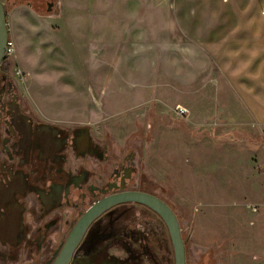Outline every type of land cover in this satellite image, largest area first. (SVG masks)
Returning a JSON list of instances; mask_svg holds the SVG:
<instances>
[{
    "label": "rangeland",
    "instance_id": "374dc122",
    "mask_svg": "<svg viewBox=\"0 0 264 264\" xmlns=\"http://www.w3.org/2000/svg\"><path fill=\"white\" fill-rule=\"evenodd\" d=\"M49 1H52L53 9L47 12L46 2ZM108 2L33 0L31 11L20 10L15 14L14 24L20 31L18 46L24 44L25 49L18 52L15 40L8 33L12 51L0 66V264H50L86 207L115 190L147 192L171 207L185 244L186 264H264V178H256L253 186L249 181L251 150L231 143L215 148L216 141L228 139L223 138L224 135L230 137L232 128L215 126L208 119L205 121L209 113L188 112L182 100L175 96H168V102L151 101V81L145 77L153 65L152 58H160L161 53H152L150 47L165 43L168 30L172 34L174 27L160 24L161 12L165 9L157 13V0H143L142 40L138 33L130 36L127 31L131 27L125 23L128 19L133 23L130 18L138 15L140 0H111L110 15L106 8H109ZM59 3L62 4V18L57 16ZM16 7L9 5L6 8V21ZM103 13L112 20L103 23ZM177 28L184 32L192 29ZM204 29L207 30L204 35L210 41L207 57L192 54L191 67H202L206 59L207 69L212 66L214 70V74L208 73L207 77L212 76L215 81L228 85L215 99L223 106V120L245 123L254 108L245 88L247 75L245 72L238 74L241 83L232 80L233 59L223 57L229 55L230 39L218 42L220 45L215 51L212 48L214 34H209L214 27H202L199 31ZM120 30L125 31V38L141 40L149 48L148 51L144 48L140 63L144 79L137 87L140 92L138 100L123 91L121 96L116 95L117 99L112 98L104 106L99 100L103 92L101 83L94 90L88 88L92 86L91 57L108 41H119ZM241 60L235 58L234 61ZM178 66L184 68L179 62ZM65 84L68 88L62 90L60 86ZM70 84L73 88L69 87ZM141 100L146 102L133 104ZM118 103L122 104L115 110H106L107 114L96 117L97 120L91 121L89 115L87 117L89 107L91 109L89 104H94L97 112L102 114L106 106L111 108ZM257 106L262 105L256 103L255 108ZM178 109L185 110L184 115H179ZM10 112L20 118H29L32 141L26 148L18 145L21 131L12 125ZM72 112L76 119L70 121ZM102 118H106L101 122L102 126L106 124L111 125V129L113 126L118 129L115 130L117 140L127 138L139 146L137 169L141 179L128 180L126 185L112 186L105 192L85 186L74 202L76 210L57 206V198L49 201L45 196L55 189L52 180H62L58 171L64 168L56 163L47 144L50 133L55 128H65L76 122L88 123L87 127L95 129L100 124L96 121ZM42 138L47 145L35 142ZM15 170L26 174L33 187L42 192L26 190L24 193L22 180L14 178ZM30 200L35 204H30ZM251 207H256L257 212L253 213ZM17 210L22 211L25 239L14 247L8 243L6 227ZM2 226L4 230H1ZM92 228L100 232L113 228L115 235L133 232H130L132 239L141 241L140 244L132 242L134 250L139 254L143 251L140 247H143L145 253L132 260L128 255L123 256V251L116 250L115 257L128 258L126 264H174L166 227L154 212L142 205L117 206L97 220ZM125 242L130 244L131 240L125 238Z\"/></svg>",
    "mask_w": 264,
    "mask_h": 264
},
{
    "label": "crops",
    "instance_id": "0c3cea01",
    "mask_svg": "<svg viewBox=\"0 0 264 264\" xmlns=\"http://www.w3.org/2000/svg\"><path fill=\"white\" fill-rule=\"evenodd\" d=\"M157 1V13L165 9L161 12L162 22L160 24L174 27V31L171 34V31L168 30L169 35L165 43H158L150 47L152 53L154 51L161 53L160 58H152L153 65L149 67L145 77V79L151 81V84H149L151 101L157 103L168 102V96H175L182 100L188 112L192 110L193 113L196 114L197 112L200 115L209 113V117L205 116V121L208 119L215 126L220 124L232 128L229 131L230 137L229 134L224 135L223 138L228 139L216 141L214 146L220 148L231 143V145L239 146V148L246 147L251 150L249 161L252 165H250L249 181L253 186L256 178H264V15L262 14L264 0H225L223 2H207L204 0ZM165 3H167L166 7ZM142 4L143 0H140L138 15L136 14L134 18H130L133 23L129 22V19L125 23L131 27L127 31L130 36L132 33H138L141 40L142 26L144 25ZM61 5L59 3L57 14L59 18L63 17ZM108 5L109 8L108 6L106 8L110 15L111 0H109ZM70 7L73 8V2L70 3ZM28 9L31 11L29 7L20 5L12 11L10 18H7L8 33L15 40L18 52L24 50L25 47L24 44L18 46L20 31L18 32L14 24L15 14L20 10ZM106 15L103 13V23H106L107 19L108 21L112 20L110 17L107 18ZM113 19L117 20V18ZM180 26L192 27V29H185L186 32H184L182 29L177 28ZM207 26L214 27L213 30L209 31V34H214L215 43L212 48L215 51L219 48L220 44L218 42L224 43L230 39L229 55L223 57L233 59L231 65L232 80L240 79L238 74L245 72L247 75V87L245 88L248 100L252 101L254 108L251 118L245 123H235L231 119H229V123L223 120L225 118L221 109L223 106L215 99L222 95V89L228 87V85L215 81L211 78L212 76L207 77L208 73L210 75L214 74V70L212 66H209L210 70L207 69L206 59L202 67H191L192 54L198 53V57H207L208 43L210 42L204 35V33L207 34V30L199 31L200 28ZM196 33L198 34L196 35ZM118 35L119 41L112 42L109 39L110 41L104 45L103 49H99L96 52L97 54L91 57L93 59V64L90 66V69H92V86L88 88L94 90L95 86L101 83L103 92L99 100L104 106L111 102L112 98L117 99L116 95L121 96L123 91L126 95H130L133 100H138L140 92L137 87L142 85L144 79L142 77L143 68L140 63L143 60L144 48L147 51L149 48L141 40L125 38V31L120 30ZM235 58L242 60L241 62H235ZM178 62L184 68L180 69ZM208 79L212 80L209 81ZM236 82L241 83L242 81L238 80ZM69 87L73 88L71 84ZM60 88L65 90L68 86L66 84L61 85ZM136 102H133V104L138 105L146 101ZM256 103L262 106L255 108ZM121 104H115L111 108L103 107L104 112L102 114L97 112L94 104H89L91 109L89 107L87 117L89 115V119L92 121L96 117L105 116L108 110H115ZM216 107L217 110L214 111ZM70 116V121L76 119L73 112ZM105 121L106 118L96 121L100 124H97L94 127L95 129L87 127L89 126L88 123H71L63 128V131L67 133L68 138H72V148L78 158L84 156V159H88L90 157L99 163L108 164L105 170L110 169L111 177L114 176L120 179L119 185H126L128 180L130 182L140 180L137 169L139 146L127 138L117 140L115 130L118 129H114V126L111 129V125L106 124H104L106 127L102 126L101 122ZM203 137H206V134ZM154 173L155 167L153 175ZM87 175H90L88 171L82 169L80 174L75 177L85 179ZM152 178L155 179V177ZM262 183L264 184V181ZM115 254L116 252L111 249L110 260L105 261L103 264H120V259L115 257ZM82 264L98 263L94 261V263L83 262Z\"/></svg>",
    "mask_w": 264,
    "mask_h": 264
},
{
    "label": "flooded vegetation",
    "instance_id": "af4514ba",
    "mask_svg": "<svg viewBox=\"0 0 264 264\" xmlns=\"http://www.w3.org/2000/svg\"><path fill=\"white\" fill-rule=\"evenodd\" d=\"M21 1L22 0H4V3L3 2L2 3L5 6V10L8 4H15L16 6L25 5L29 7L30 9H32L33 0H23V2ZM48 4H52L51 5V10H52L53 9L52 1L46 2V9L48 7ZM6 15H7V11H6ZM8 55L9 53L7 52V55L1 61L0 66L5 61V59L8 57ZM10 116H11L12 125L19 128L21 131L19 135L20 138L18 139L19 141L18 145L21 146L22 148H26L32 141L31 140V127L28 122L29 118L25 116L20 118L19 116H17L15 112L14 113L10 112ZM50 138L51 139L48 141L47 144L50 146L51 153L53 157L55 158L56 163L60 166H64V168L63 170L60 168L58 171L60 174L59 176H61L62 180H59V181L52 180V184L55 187L54 191L52 193H50L51 191L47 192V195L45 193V196L47 197L49 201L50 199L54 201L57 198L58 200L56 201L57 206L64 205V207L67 209L76 210L77 209L76 207L73 208V206L75 205L74 202L77 200L78 196L82 194V188H84L85 186H88L89 189H97V190H102L103 192H105V190H107L108 188L112 186L116 187L119 185L120 179H117V177L115 178L114 176L111 177L110 169L105 170V167L108 164L99 163L90 157H88V159H84L83 158L84 156L81 158H78V156L75 155L74 150L72 148V138L71 137L68 138V135L65 131H63V128L53 129V132L50 133ZM37 141L38 142L40 141L41 146L47 145L46 140L43 138L40 140L38 139L35 142ZM40 144H38V147H40L39 146ZM90 163L92 165H90ZM91 166L93 169L91 168ZM82 169L88 171L90 175H87L85 179L84 178L79 179L78 177H75L80 174ZM14 175H15L14 178H16L18 181L22 180L21 181L22 185L25 188V189L23 188L24 193L26 192V190H29V192L31 193L32 192H36V193L42 192L40 190H36L33 187L32 183H30V181L28 180V176L24 174L23 172H21L20 170H15ZM79 180L80 182H78ZM120 191H128V190H115L113 192H110L108 195H111L113 193L120 192ZM108 195H105V196H108ZM105 196H101L100 198L93 200L91 204H89L86 207V209L90 207L91 205H93L98 200L104 198ZM39 202L40 204H43L41 198H39ZM12 203L14 204L15 201L12 200ZM30 204L32 205L35 204V201L30 200ZM119 206H122V205H119ZM112 209H109L105 211L104 213H102L97 219H95L90 224L83 238L81 239L80 243L74 250L69 264H82L83 262L84 263L85 262L94 263V261H96V263L98 264H103L105 261L110 260L111 249H113L114 251L116 250L123 251L122 252L123 256L128 255L129 256L128 258L132 260L138 257L139 255L140 257L144 255L145 250L143 249V247H140V249L143 251L139 252V254H137L136 249L134 250L135 247L133 245L134 243L132 242H137L138 244H140L141 241L138 239H132L131 237L132 235H130L131 231L124 232L122 235H115V233L113 232V228H110V230L107 232H100L99 229L94 230L92 228V225L97 220L102 218L105 214L110 213ZM21 214H22L21 210H17L15 213H13L6 227V230L9 233L7 237L8 243L14 247L21 245L23 243V240L25 239V236H24L25 233H24V227L22 225ZM82 214L77 218L75 223L82 216ZM75 223L73 224V226L75 225ZM73 226L71 227V229L73 228ZM4 228L5 227L2 226L1 230H4ZM70 231L68 232V234L70 233ZM125 238H128L129 240H131V243L127 244L125 242ZM63 244L61 245L54 259L57 257ZM129 245L130 246L132 245V246L128 247ZM126 258L125 257L118 258L120 259V264H126L127 262L126 260L128 259ZM54 259L50 262V264L54 261Z\"/></svg>",
    "mask_w": 264,
    "mask_h": 264
},
{
    "label": "water",
    "instance_id": "95a60500",
    "mask_svg": "<svg viewBox=\"0 0 264 264\" xmlns=\"http://www.w3.org/2000/svg\"><path fill=\"white\" fill-rule=\"evenodd\" d=\"M48 4L47 12L51 11ZM8 28L5 6L0 0V63L7 55ZM124 204H139L154 212L167 229L173 250L174 264H186L185 244L181 237L176 214L171 207L159 197L137 190L120 191L105 196L88 207L68 234L60 252L51 264H69L72 254L90 224L105 211Z\"/></svg>",
    "mask_w": 264,
    "mask_h": 264
},
{
    "label": "built area",
    "instance_id": "2783aa9c",
    "mask_svg": "<svg viewBox=\"0 0 264 264\" xmlns=\"http://www.w3.org/2000/svg\"><path fill=\"white\" fill-rule=\"evenodd\" d=\"M262 14L264 15V11H262ZM12 45H11V43L8 41L7 42V48H8V53L10 54L11 53V51H12V47H11ZM179 115H184V113H185V110H183V109H178V112H177ZM251 209V211L253 212V213H256L257 212V208L256 207H251L250 208Z\"/></svg>",
    "mask_w": 264,
    "mask_h": 264
},
{
    "label": "trees",
    "instance_id": "16d2710c",
    "mask_svg": "<svg viewBox=\"0 0 264 264\" xmlns=\"http://www.w3.org/2000/svg\"><path fill=\"white\" fill-rule=\"evenodd\" d=\"M9 5H11V8H14V6H16L15 4H9ZM8 5V6H9ZM8 6L6 7V8H8ZM7 10V9H6Z\"/></svg>",
    "mask_w": 264,
    "mask_h": 264
}]
</instances>
